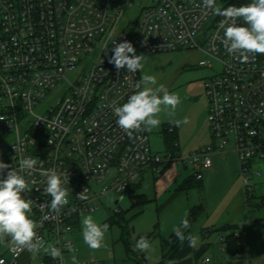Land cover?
<instances>
[{
  "label": "built area",
  "instance_id": "2783aa9c",
  "mask_svg": "<svg viewBox=\"0 0 264 264\" xmlns=\"http://www.w3.org/2000/svg\"><path fill=\"white\" fill-rule=\"evenodd\" d=\"M202 3L0 0V160L13 168L22 158L37 161L36 171L25 176L32 191L24 196L33 201L30 218L39 224L38 235L60 249L63 264L75 247L70 234L80 214L98 209L111 193L121 195L112 209L119 212L122 195L146 170L160 173L174 162L192 163L194 178L201 180L213 167V155L232 145L246 197L254 195L253 177L260 172L255 164L264 163V55L244 63L229 55L216 35H223V17L202 9ZM133 7L136 10L129 12ZM125 40L136 52L185 48L203 54L199 65L212 70L206 83L210 144L183 157L177 151H155L148 130L129 137L119 128L113 106L125 103L141 79L140 70L133 74L125 67L117 72L108 63L113 43ZM76 68L81 72L70 80L68 74ZM52 169L69 173L64 185L69 204L59 217L50 207H40L51 200L40 172ZM85 188L88 200H80L77 195ZM26 251L9 248L10 257L1 255L0 264H18ZM243 252L237 251L239 256ZM42 264L62 262L45 253Z\"/></svg>",
  "mask_w": 264,
  "mask_h": 264
},
{
  "label": "clouds",
  "instance_id": "9594fccd",
  "mask_svg": "<svg viewBox=\"0 0 264 264\" xmlns=\"http://www.w3.org/2000/svg\"><path fill=\"white\" fill-rule=\"evenodd\" d=\"M202 9L213 15L223 17L219 28L223 29V35L217 32L225 51L241 63L248 62L249 58L256 55H264V0H250L241 6L220 7L217 0H203ZM207 12L205 14H207ZM144 44L147 43L145 36ZM114 53L108 58V63L113 64L117 72L127 68L128 73H136L143 68L144 55H137L133 44L127 40L113 43ZM108 46L105 47L107 51ZM131 54V55H129ZM102 61V60H101ZM103 63V61H102ZM134 93L129 95L122 105L115 104L113 112L116 124L129 137L133 133L157 128L161 121V113L173 114L181 103V98L176 93H170L164 84H158L155 76L143 75L139 82L134 85ZM0 120H3L0 118ZM42 120V119H38ZM177 119L170 123L179 126L187 123ZM51 144V140L49 141ZM18 148L16 147V152ZM37 168V161L32 158H22L19 166L11 167L0 160V243L10 241V250L14 253L27 250L38 254L44 251L53 259H60L63 264V254L58 247L47 243L38 235L39 224L30 218L33 209V201L24 196L25 192H31L29 182L25 176H31ZM40 175L46 177L44 192L51 197L48 202L40 204L41 208L50 207L51 213L59 217L65 205L69 204V191L64 187L68 184L69 173H58L55 169L41 171ZM85 188L77 196L80 200H88ZM48 217H45L47 219ZM189 221L182 218L180 224L174 225L172 233L183 243L188 240L189 247L195 248L197 237L188 234L185 229L189 228ZM109 229L107 223H98L92 215H87L82 220L83 242L92 250H99L104 246L105 234ZM151 244L147 237H140L134 245V250L148 252ZM74 251V249H73ZM72 264H77L75 255L71 257Z\"/></svg>",
  "mask_w": 264,
  "mask_h": 264
},
{
  "label": "crops",
  "instance_id": "0c3cea01",
  "mask_svg": "<svg viewBox=\"0 0 264 264\" xmlns=\"http://www.w3.org/2000/svg\"><path fill=\"white\" fill-rule=\"evenodd\" d=\"M188 50L195 52L199 59L203 57L199 51ZM204 86L206 88V85ZM202 97L206 111L208 99L205 94ZM192 99H189L190 104ZM176 127L179 137V127ZM195 130L198 135V140L195 142L197 148L212 142L208 117L201 125L196 123ZM255 166L260 170V162ZM165 170L162 172L164 175ZM147 172L148 170L143 173L138 182L139 187L142 186ZM151 172L154 177L155 172L153 170ZM191 176L190 174L186 175L171 196L161 206L159 205L160 207L158 206V221L154 228L150 229V232L145 231L147 228L144 230L145 232L137 230L136 227L131 228L129 220L133 221L143 212L149 202L157 200V194L154 198H149L146 195L150 201L142 207L139 214L131 217L128 213V224L124 229L121 228L119 240L122 241L123 246L120 251L116 252L114 248L112 250L109 245L103 246L99 250L90 249L83 242L79 219L76 227L78 233L73 238L74 251L65 254L66 262L72 264L71 257L75 255L77 264H224L226 262L246 264V258L249 259V264H264V203L261 202V196L256 193L251 198L246 197L237 153L231 147L226 151L216 152L213 155V167L204 172L203 179L197 180ZM188 178L192 179L191 184L187 188H182L184 180ZM226 178L229 179V185L224 186L223 182ZM175 179L174 183L177 182L178 177ZM195 185L203 187V193L195 195L192 192ZM214 191L218 194L217 196ZM184 193L187 194L188 201L183 211H169ZM197 205H202L205 212L196 220H192L191 210ZM184 217L188 219L190 225L188 229L184 230L185 236L191 234L197 237L195 248L189 247L187 239L180 243L172 233L173 226L180 224ZM230 226H234L235 229L226 230V227ZM231 233L243 243L244 252L241 256L237 251L230 250L228 242L222 240L223 237ZM235 233L239 235H235ZM142 236L147 237L151 244V249L146 253L134 250L135 243ZM221 247H225V250H222ZM9 248V240L0 243V256L6 255L9 258ZM44 257V251H40L38 254L26 251L19 257L18 264H42ZM207 257H211V260L207 261Z\"/></svg>",
  "mask_w": 264,
  "mask_h": 264
},
{
  "label": "rangeland",
  "instance_id": "374dc122",
  "mask_svg": "<svg viewBox=\"0 0 264 264\" xmlns=\"http://www.w3.org/2000/svg\"><path fill=\"white\" fill-rule=\"evenodd\" d=\"M227 1L228 0H218L217 4L222 5ZM135 10L136 8L133 7L131 10H129V12H134ZM136 54L145 56L143 68L140 70L141 78L145 74L155 76L158 84H164L170 93H176L181 98V103L173 114L169 115L167 113H161L159 117L161 121L160 125L150 131L148 130L152 148L157 152H165L167 148L161 132L164 123L177 119L183 121L186 118L188 122L181 123L178 126L179 149L177 151L180 152L183 157H185L189 153L194 152L197 148L195 142L198 140V135L196 134L195 124L198 123L201 125L204 122V119L208 117L209 111L208 108L206 111L204 110L205 107L202 100V95L205 94L207 96L204 85H206L208 78L212 75V70L210 68L200 66V59L197 57V54L185 48L156 54L137 51ZM80 72L81 70L76 68L74 71L68 74L69 79L75 81L78 78ZM191 98L193 99L192 103L190 104L189 99ZM229 147H232V145ZM260 165L261 167L259 176L253 177L254 192L258 196L263 195L264 192V163L260 162ZM165 172V175L162 172L154 173L156 174L155 176L158 177L154 178L155 176L153 177L151 170H148L142 186L136 189V193L143 192L149 198H154L155 194H157V200L149 202L144 207L143 212L139 216H136L133 221L129 220V226L131 228L136 227L137 230L150 232V229L154 228L156 222L158 221V208L164 203V201L167 200V198L171 196V194L178 187L179 182L186 175H193L194 165L192 163L183 164L174 162L167 167ZM4 177H6V172L4 173ZM175 177H178V179L177 182L174 183L176 180ZM227 178L223 182L224 186H227V184L229 185V179ZM159 190H161V192H159ZM192 192L195 195L198 193L201 194L203 193V187L201 188L198 185H195ZM214 192L213 193L217 196L218 194L216 191ZM186 193L176 200L169 211H183L184 206H186L188 201ZM120 196L121 195L118 193H111L109 196H106L102 199L101 206L95 211L82 212L79 216L81 224L80 229L82 230V220L87 215H92L98 223L108 224L109 218L114 215V211L112 210L115 208L114 201ZM122 196L123 199L120 203V208L126 211L130 208L132 200L129 192L124 193ZM134 211H131L129 215H131V213ZM127 218H129L128 214ZM108 225L109 229L105 234L104 246L109 245L111 246L112 250L114 248L116 252L120 251L123 246L122 241L119 240L121 236V227L115 223ZM76 233H78V229L73 230V232L70 234V237L73 239Z\"/></svg>",
  "mask_w": 264,
  "mask_h": 264
},
{
  "label": "trees",
  "instance_id": "16d2710c",
  "mask_svg": "<svg viewBox=\"0 0 264 264\" xmlns=\"http://www.w3.org/2000/svg\"><path fill=\"white\" fill-rule=\"evenodd\" d=\"M243 2L249 3L250 0H228L227 5L240 6V4ZM161 132L166 144V148H167L166 150H171L173 152L178 151L179 149L178 128L173 123L168 122V123H164ZM169 165L170 164L165 165L161 170V172H163ZM191 177L195 179L193 175ZM191 182L192 179L190 178L185 179L182 184V188H187L189 184H191ZM138 187H139L138 183L134 184L133 186L130 187L128 191L132 200V204L130 208L127 209L126 211L121 209L119 212L114 213V215L109 218L108 224L115 223L118 224L122 229H124L128 224L127 214L134 210L135 211L132 212L131 217L139 214L142 210V207L150 201V199L146 196V194L135 192ZM204 212L205 211L202 205H197L193 207L191 210L192 220H196L198 217L202 216ZM227 229H235V227L234 226L226 227V230ZM226 242H228L229 249L232 250L233 252L239 251L240 249L243 250L242 247L243 243L238 237H235L234 234L232 233L226 236Z\"/></svg>",
  "mask_w": 264,
  "mask_h": 264
}]
</instances>
